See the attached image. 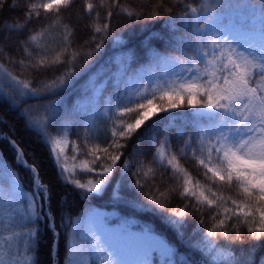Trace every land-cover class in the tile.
I'll return each mask as SVG.
<instances>
[{
    "label": "trees",
    "instance_id": "16d2710c",
    "mask_svg": "<svg viewBox=\"0 0 264 264\" xmlns=\"http://www.w3.org/2000/svg\"><path fill=\"white\" fill-rule=\"evenodd\" d=\"M49 1L0 0V66L38 96L14 106L0 94V188L16 178L33 193L38 176L51 214L31 216L27 199L0 191V264H97L91 250L86 260L73 258L71 239L74 225L99 208L115 213L113 223L131 217L164 237L175 264H264V174L233 171L221 149L229 136L241 151L251 113L241 88L255 89L257 78L240 72L202 27L221 17L264 32V0H71L47 8ZM111 67L123 71L111 77ZM97 74L102 95L91 108L86 89ZM151 103L161 112L132 131L104 134L95 123L101 114L135 126ZM66 133L69 153L89 166L75 178H104L100 193L60 172L51 140ZM161 146L207 200L160 163Z\"/></svg>",
    "mask_w": 264,
    "mask_h": 264
},
{
    "label": "rangeland",
    "instance_id": "374dc122",
    "mask_svg": "<svg viewBox=\"0 0 264 264\" xmlns=\"http://www.w3.org/2000/svg\"><path fill=\"white\" fill-rule=\"evenodd\" d=\"M71 0H50L46 7L52 8L69 3ZM203 28L209 31L226 49L232 58L236 68L240 72L251 71L253 77L257 78L255 89L241 88L250 97V114L247 122L242 126L240 134L241 151L237 152L230 145L229 136L222 139L221 149L233 171L240 168L256 170L259 174H264V32L250 30L243 26H230L221 21V17L208 18L203 23ZM49 41V39H48ZM55 38L50 39V44ZM209 69L212 65L208 63ZM123 69L111 67V77L122 73ZM102 75V74H101ZM100 74L92 76L88 81L85 106L96 108L101 98V88L99 83ZM110 76L103 78V87ZM0 94L9 102L18 106L24 101L38 97L35 92L21 83L15 76L0 66ZM181 102V101H180ZM173 110V108H172ZM212 109H195L196 114H212ZM161 109L158 104L151 103L144 113L145 119L135 126H124L110 116L98 114L95 123L104 134L128 132L140 127L147 119L159 114ZM35 122V121H34ZM37 123V122H35ZM51 147L55 159L59 165L60 172L72 183L88 192L100 193L105 185L104 178L100 180H89L85 182L75 178L78 172H88L89 166L78 156V151L73 155L69 153L70 139L68 133L62 137H55L51 140ZM160 163L170 166L186 182L189 191H192L200 198L207 200L206 189L198 182H195L190 174L185 172L178 160L171 156L164 146L159 147L157 152ZM21 162H23L21 157ZM110 171L104 172L109 174ZM39 180L36 181L37 187ZM10 187L1 185V195L11 194L15 197L28 200V211L31 216L44 218L43 212L51 217L49 210L45 206L46 198L39 190L35 189L31 193L16 179L11 178ZM44 188V187H40ZM24 210V209H23ZM115 213L107 209H96L90 212L82 221L77 222L73 227L71 239L72 257L78 259L88 258V251H92V256L97 264H154L156 257L168 264H175V251L166 239L152 233L148 228L139 230L136 221L130 217L121 219L118 223H113ZM74 263V259L71 264ZM27 264H30L29 262Z\"/></svg>",
    "mask_w": 264,
    "mask_h": 264
},
{
    "label": "bare ground",
    "instance_id": "6f19581e",
    "mask_svg": "<svg viewBox=\"0 0 264 264\" xmlns=\"http://www.w3.org/2000/svg\"><path fill=\"white\" fill-rule=\"evenodd\" d=\"M212 18H214V17H212Z\"/></svg>",
    "mask_w": 264,
    "mask_h": 264
}]
</instances>
